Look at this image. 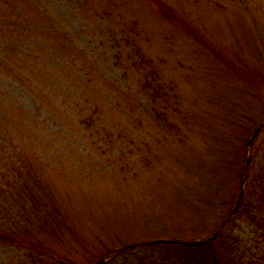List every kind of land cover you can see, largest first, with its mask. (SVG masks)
Instances as JSON below:
<instances>
[{"label": "rangeland", "instance_id": "1", "mask_svg": "<svg viewBox=\"0 0 264 264\" xmlns=\"http://www.w3.org/2000/svg\"><path fill=\"white\" fill-rule=\"evenodd\" d=\"M167 1L215 53L143 0H0L1 46L27 45L19 77L37 87L0 74V106L17 125L0 168L26 185L2 194L0 231L39 255L0 243V264H64L48 250L95 264L124 244L193 241L235 206L244 145L264 122V0ZM263 145L264 129L258 159ZM226 230L241 264H264L255 224L235 217Z\"/></svg>", "mask_w": 264, "mask_h": 264}, {"label": "trees", "instance_id": "2", "mask_svg": "<svg viewBox=\"0 0 264 264\" xmlns=\"http://www.w3.org/2000/svg\"><path fill=\"white\" fill-rule=\"evenodd\" d=\"M143 1L146 2V4L155 13L157 17L167 22L168 24L172 25L173 27L177 28L178 30L180 29L181 31H183L185 35H188L189 37L193 38L199 44L207 48L209 51L214 53L217 51V44L213 41H210V39H208L206 35L202 31H200L199 27L194 26L192 21L189 18H187L185 16V13L182 10H180L177 6L170 4L167 0H143ZM202 1L204 0H198L199 3ZM209 2L213 3L215 2V0H209ZM13 27L14 24L10 26L9 30L7 31L8 34L14 35V32L16 31L17 36L15 40L22 39L23 38L22 35L24 32L23 31L19 32L16 28ZM2 33L3 32L0 31V38ZM1 45L2 43L0 41V74L6 75V78L8 77L10 82L19 83V84L21 83L25 87L26 85L29 84V87H27V89L32 90L37 88L34 86V82L30 81V78L34 81L36 77L34 76L28 77V79L25 80V82L23 81V78L19 77V74L22 73L21 64H22L23 56L26 50L28 49L27 45H25L24 42H21L19 47L14 48L13 44L9 45L8 43H6V41L4 42V46ZM5 48L7 51L5 50ZM5 51L8 54L7 56L5 55ZM37 77L42 78L43 76L37 73ZM159 92L160 91H157V93ZM42 97L45 98L46 96L42 95ZM39 104L40 107L43 106L42 102H39ZM91 105L94 104L91 103ZM10 109H11L10 107L7 108L4 106H0V151L2 150L4 151L6 150V148L9 149V146L13 145V141H14V138H12V136L9 137V132L12 133V130H14L17 125L10 118H8ZM96 110L98 111V109ZM93 112L95 113V111H92V113ZM96 120L97 119H94L92 116H90L85 120V124L93 127L96 123ZM255 131L256 130H252L250 132L249 137L252 136L255 133ZM248 142L245 143L244 145L246 147V154L248 152ZM261 149H262V153H261L262 156L260 155L259 159H258V155L255 154L254 156L252 152V163L249 170L248 180L245 186V194L233 219L235 217L240 219L246 217L247 219H249L253 224H255V226H257L258 230L261 231V238L264 240V145ZM244 153H245V149H244ZM2 159L3 158L0 157V164L4 166L1 163ZM244 166H246L244 168V175L243 177L242 176L239 177L238 180V186L240 189L238 188V191L236 189V191H234L233 193V198L236 199L235 202L236 204L241 194L242 180L247 172V158L246 161L244 160ZM11 186L13 188L18 187V191H20L23 188H26V185L24 187L23 183H21V177H18V172L16 176L13 173H9V171H7L6 169L0 168V198L2 197V194L5 193L6 190ZM236 204L234 205L236 206ZM227 206L228 205L224 206L226 210L225 218L222 224H220L219 227L216 229V232L221 229L223 223L226 221L230 213L235 208V206H233V208L230 209L227 208ZM231 222L223 230V232L219 235L218 238L207 242L203 246H181V245L169 244V243L155 244V245L138 244V246H135L134 248L125 250L123 252L115 251V249H111V248L106 249L100 256H102L101 257L102 259L104 258V256L108 258L116 255V259H118L124 254H129L131 251L138 248V249L155 251V254L150 253L148 255L150 258L148 263H144L145 261H142V262H138V264H159V262L161 261H162L161 264H241L240 260L237 258L235 254V246L233 242H230L225 237L227 231L226 229L230 226ZM207 236L208 235L202 238H198L200 240L197 239L193 241H201L210 237ZM22 240L18 237H15L13 234L0 231V243H6L8 245H13L15 247L16 246L27 247L28 249H30V251H33L30 252V254L33 257L39 256L36 255V253L34 252L36 251V248L33 247L32 242L30 241L26 242L24 239ZM122 246L127 247L129 245L124 244ZM48 252H49L48 254L51 255V257H54L59 262H63L64 264H76L73 261V259L69 258L64 253H60V252L57 253L53 250L52 252L51 250H48ZM42 253L43 254L41 256L43 257L45 253L44 252ZM124 260L126 261L125 258ZM261 261H264V256L262 257Z\"/></svg>", "mask_w": 264, "mask_h": 264}, {"label": "water", "instance_id": "3", "mask_svg": "<svg viewBox=\"0 0 264 264\" xmlns=\"http://www.w3.org/2000/svg\"><path fill=\"white\" fill-rule=\"evenodd\" d=\"M263 129H264V122L259 125V127L256 129L255 133L252 135V137L250 138V140L248 142L247 172H246V174L242 180L241 194H240V197L238 199V202H237L234 210L230 213V215L228 216V218L226 219V221L224 222V224L222 225L220 230H218L211 237H209L208 239L203 240V241L190 242V241L158 240V241H152V242L143 243V244L155 245V244L169 243V244H177V245H181V246H203L207 242L218 238L219 235L223 232V230L227 227V225L232 221L233 217L235 216V214H236V212H237V210H238V208L242 202V199H243L244 194H245V186H246V183L248 180L250 166L252 163V152H253L254 143H255L256 139L258 138V136L260 135V133L263 131ZM135 246H138V244L137 245H130V246H127L125 248H122L120 250V252L134 248ZM104 263H105V259H102L99 262H97L96 264H104Z\"/></svg>", "mask_w": 264, "mask_h": 264}]
</instances>
